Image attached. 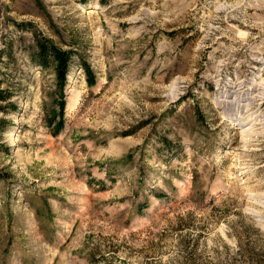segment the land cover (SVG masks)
<instances>
[{
    "label": "rangeland",
    "instance_id": "rangeland-1",
    "mask_svg": "<svg viewBox=\"0 0 264 264\" xmlns=\"http://www.w3.org/2000/svg\"><path fill=\"white\" fill-rule=\"evenodd\" d=\"M0 97V264H264V0H0Z\"/></svg>",
    "mask_w": 264,
    "mask_h": 264
},
{
    "label": "trees",
    "instance_id": "trees-1",
    "mask_svg": "<svg viewBox=\"0 0 264 264\" xmlns=\"http://www.w3.org/2000/svg\"><path fill=\"white\" fill-rule=\"evenodd\" d=\"M70 60V53L68 51H59L55 49L53 46H49L46 44H41L38 49L37 61L41 62L44 66H48L49 64H53V70L55 72V77L59 82H64L65 74L68 69V62ZM87 73L85 79L87 80V85L92 84V78L90 77L87 68H85ZM62 96L57 100V114L56 120L53 117V123L56 130H60L63 126V108L64 104L62 101ZM9 97H0V101H7Z\"/></svg>",
    "mask_w": 264,
    "mask_h": 264
}]
</instances>
